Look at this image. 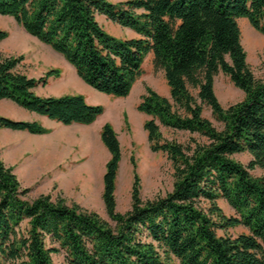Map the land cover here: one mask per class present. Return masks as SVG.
Returning <instances> with one entry per match:
<instances>
[{
  "label": "trees",
  "instance_id": "1",
  "mask_svg": "<svg viewBox=\"0 0 264 264\" xmlns=\"http://www.w3.org/2000/svg\"><path fill=\"white\" fill-rule=\"evenodd\" d=\"M137 34L120 39L97 16ZM0 16L59 54L77 77L98 93L126 98L152 54L163 71L169 98L145 87L137 111L153 153L173 171L172 190L143 201L133 158L131 205L116 211L115 183L121 160L117 135L105 123L99 138L109 154L102 202L113 225L94 212L49 196L27 201L13 168L0 158V264H264V79L255 78L240 42L238 19L264 36V0H0ZM8 33L0 30V42ZM23 57L0 60V101H9L63 126H91L104 113L80 94L40 96L38 87L57 79L18 71ZM226 76L243 93L223 108L214 78ZM197 90V95L191 93ZM203 106L221 127L203 116ZM160 127L196 134L183 144ZM0 130L45 135L39 122L0 116ZM203 139V140H202ZM247 153L245 166L233 155ZM259 170L254 176L251 171ZM223 199L235 215L225 216ZM238 227L248 232L218 236Z\"/></svg>",
  "mask_w": 264,
  "mask_h": 264
},
{
  "label": "rangeland",
  "instance_id": "2",
  "mask_svg": "<svg viewBox=\"0 0 264 264\" xmlns=\"http://www.w3.org/2000/svg\"><path fill=\"white\" fill-rule=\"evenodd\" d=\"M108 1L116 3L126 0ZM99 21L98 23L107 33L115 36L112 31L114 24L104 25L101 20ZM237 25L240 31V42L246 53L247 64L255 78L264 79V36L255 32L245 19H238ZM0 30L8 33V37L0 42V60L6 57H23L18 71L32 78H39L51 69H57L60 72L57 79H49L45 87L36 89L38 95L80 94L89 104L101 105L104 108L103 115L91 126L75 125L62 128L46 123L43 119L9 101H0V116L19 121H36L50 130L48 134L37 137L27 132L0 130V158L3 162L6 161V163L4 162L6 166L13 168L14 165L2 156V152L5 150L3 146L11 144L14 140L18 139V144L26 150L23 154L25 158L31 154L30 150L34 151L40 145L45 153L42 172L34 184L24 186L15 174L21 187L29 189L28 194L24 197L25 200L30 202L40 196H49L53 201L62 200L67 206L77 205L86 212H94L113 225L106 215L101 198L102 177L105 164L109 160V154L99 138L100 129L105 123L111 124L114 129L121 150V160L115 183L116 211L123 214L130 209L133 183L131 158L136 165V173L140 181V198L143 201L151 200L156 196H164L172 190L171 164L163 153L151 152L143 128L147 117L137 111L141 97L145 94V87H150L159 95L169 98L163 71L155 67L152 54L145 58L143 74L133 86L129 96L113 98L86 86L62 56L25 33L13 18L0 16ZM191 93L196 96L197 90L191 89ZM214 93L223 108L243 99V93L236 89L221 73L214 78ZM202 114L216 128L221 127L212 117L209 108L203 106ZM160 130L166 139H174L183 144L189 142L190 138L198 139L196 134L190 135L164 127H160ZM232 158L245 166L250 160L247 153L236 154ZM18 161L19 158L14 164ZM42 163L43 160L40 164ZM17 166H20L19 163L15 168ZM57 172L60 173L58 177H56ZM53 174L55 176L53 181L43 182L44 176L51 179ZM251 174L259 176L261 171L254 170L251 171ZM217 204L225 216L235 215L225 200L220 199ZM247 232L245 228L238 227L227 232L218 230L217 235L236 237ZM52 260L54 264H66L62 253L52 255Z\"/></svg>",
  "mask_w": 264,
  "mask_h": 264
},
{
  "label": "crops",
  "instance_id": "3",
  "mask_svg": "<svg viewBox=\"0 0 264 264\" xmlns=\"http://www.w3.org/2000/svg\"><path fill=\"white\" fill-rule=\"evenodd\" d=\"M121 2V1H120ZM115 3V2H113ZM97 20L98 22H100L99 20H101L104 25H110V24H114L111 21H109L105 16L103 15H98L97 16ZM115 25V26H114ZM112 26L113 27V35H115V37L120 38V39H132V38H137V34L134 33L133 31L126 29V28H122L117 24H114ZM130 34V35H128ZM56 96H61V95H56ZM55 96V97H56ZM33 114V113H31ZM35 115V114H33ZM41 119H43L46 123L48 124H55L58 126H61L62 128H66V126H63L60 123L54 122V121H50L45 117H41L38 115H35ZM71 126H75V125H71ZM68 126V127H71ZM76 126H82V125H76ZM37 137V135H34ZM43 136V135H41ZM18 139L14 140L11 144L9 145H4L3 149H5L2 152V156L11 161V164L13 163L14 166H12L14 168V173L18 176L19 180L22 182V184L24 186H31L32 184H34V182H36L37 178L39 177V175L42 172V168L44 166V157H45V153L43 151L42 146H37L36 150L34 149V151L30 150L31 154L29 156H27L26 158L23 156V154L26 152V150L24 149L23 146H20L18 144ZM1 152V151H0ZM37 152V153H35ZM19 158V161L16 163H19V167L16 166V164H14L17 159ZM12 160H14L12 162ZM41 160H43V163H41ZM6 163V161H4ZM60 175L59 172L56 173V177H58ZM53 177L51 179L46 178V176H44V180L43 182H46L48 180V182L53 181V178L55 177L54 174L52 175ZM47 183V182H46Z\"/></svg>",
  "mask_w": 264,
  "mask_h": 264
},
{
  "label": "bare ground",
  "instance_id": "4",
  "mask_svg": "<svg viewBox=\"0 0 264 264\" xmlns=\"http://www.w3.org/2000/svg\"><path fill=\"white\" fill-rule=\"evenodd\" d=\"M250 41V40H249Z\"/></svg>",
  "mask_w": 264,
  "mask_h": 264
}]
</instances>
